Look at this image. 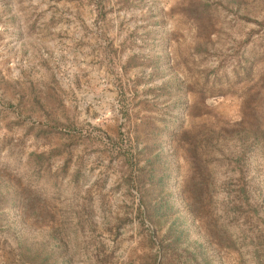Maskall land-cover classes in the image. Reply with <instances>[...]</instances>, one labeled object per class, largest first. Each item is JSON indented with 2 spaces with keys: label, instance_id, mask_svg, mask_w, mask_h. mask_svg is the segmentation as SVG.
I'll list each match as a JSON object with an SVG mask.
<instances>
[{
  "label": "rangeland",
  "instance_id": "374dc122",
  "mask_svg": "<svg viewBox=\"0 0 264 264\" xmlns=\"http://www.w3.org/2000/svg\"><path fill=\"white\" fill-rule=\"evenodd\" d=\"M0 264H264V0H0Z\"/></svg>",
  "mask_w": 264,
  "mask_h": 264
}]
</instances>
